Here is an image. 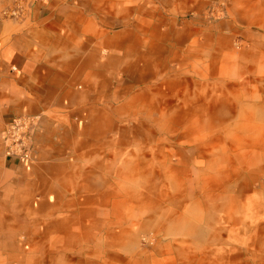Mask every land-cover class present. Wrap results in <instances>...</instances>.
<instances>
[{"label": "rangeland", "instance_id": "rangeland-1", "mask_svg": "<svg viewBox=\"0 0 264 264\" xmlns=\"http://www.w3.org/2000/svg\"><path fill=\"white\" fill-rule=\"evenodd\" d=\"M66 2L100 12L111 33L165 31L170 70L108 87L107 136L120 143L91 146L108 154L109 174L90 177L89 199L72 192L56 208L38 193L41 207L0 208V264H187L195 252L254 264L245 252H264V0ZM57 3L0 0V18Z\"/></svg>", "mask_w": 264, "mask_h": 264}, {"label": "crops", "instance_id": "crops-1", "mask_svg": "<svg viewBox=\"0 0 264 264\" xmlns=\"http://www.w3.org/2000/svg\"><path fill=\"white\" fill-rule=\"evenodd\" d=\"M66 1L0 18V208L41 207L49 200L36 202L38 193L50 192L56 208L72 192L89 199L90 177L109 174L108 154L91 146L120 143L107 136L105 114L114 111L107 107L114 105L108 87L121 75L155 79L170 70L169 57L159 51L168 54L165 31L157 27L145 34L132 27L111 33L100 12L92 17L85 4ZM150 66L152 77H145ZM22 117L39 120L28 168L4 141L8 125Z\"/></svg>", "mask_w": 264, "mask_h": 264}, {"label": "built area", "instance_id": "built-area-1", "mask_svg": "<svg viewBox=\"0 0 264 264\" xmlns=\"http://www.w3.org/2000/svg\"><path fill=\"white\" fill-rule=\"evenodd\" d=\"M38 126L37 117L17 118L8 125L4 141L10 155L23 162L33 159V141Z\"/></svg>", "mask_w": 264, "mask_h": 264}, {"label": "bare ground", "instance_id": "bare-ground-1", "mask_svg": "<svg viewBox=\"0 0 264 264\" xmlns=\"http://www.w3.org/2000/svg\"><path fill=\"white\" fill-rule=\"evenodd\" d=\"M33 147H34L33 148V153H34L35 145ZM195 253L199 255L195 263L188 261L187 264H229V262H226L227 259L233 258L235 256L237 258L238 256H240L238 255V252H195ZM235 253L236 255H234ZM245 253H249L253 256L254 264H264V252H245ZM212 255L214 257L213 260L211 258Z\"/></svg>", "mask_w": 264, "mask_h": 264}]
</instances>
